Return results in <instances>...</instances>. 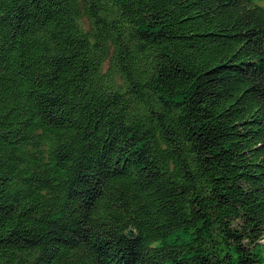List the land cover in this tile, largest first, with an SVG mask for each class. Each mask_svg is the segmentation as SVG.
Segmentation results:
<instances>
[{"label": "trees", "instance_id": "16d2710c", "mask_svg": "<svg viewBox=\"0 0 264 264\" xmlns=\"http://www.w3.org/2000/svg\"><path fill=\"white\" fill-rule=\"evenodd\" d=\"M0 264H264V0H0Z\"/></svg>", "mask_w": 264, "mask_h": 264}]
</instances>
